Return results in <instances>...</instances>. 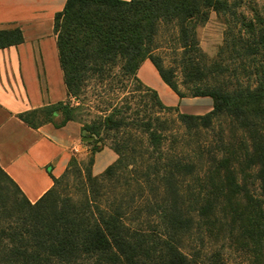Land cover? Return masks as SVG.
Wrapping results in <instances>:
<instances>
[{
	"label": "trees",
	"instance_id": "16d2710c",
	"mask_svg": "<svg viewBox=\"0 0 264 264\" xmlns=\"http://www.w3.org/2000/svg\"><path fill=\"white\" fill-rule=\"evenodd\" d=\"M211 12L226 30L208 58L197 29ZM230 14L223 0H66L53 32L67 100L18 118L31 128L77 122L92 148L87 166L72 157L34 203L0 167V264H198L183 248L196 229L228 232L248 240L254 259L264 256V20L235 31ZM22 40L18 28L0 31V48ZM146 59L179 99L208 97L212 109L192 115L164 105L137 77ZM220 115L246 134L242 152L221 136L198 142ZM104 146L116 159L93 175ZM69 175L78 197L58 190ZM244 212H259L260 229L234 226Z\"/></svg>",
	"mask_w": 264,
	"mask_h": 264
},
{
	"label": "crops",
	"instance_id": "0c3cea01",
	"mask_svg": "<svg viewBox=\"0 0 264 264\" xmlns=\"http://www.w3.org/2000/svg\"><path fill=\"white\" fill-rule=\"evenodd\" d=\"M65 3L0 0V31L18 28L23 38L17 45L0 48V167L31 203L52 187V177H60L72 157L82 156L89 148L77 122L59 128L52 124L31 128L18 118L21 112L67 100L53 32L54 15ZM137 77L154 90L156 82L165 93H171L175 99L166 103L157 91L166 106L187 108L186 100L202 106L210 103L206 97L179 99L168 86L160 84L162 80L148 59L138 68ZM102 154L108 159L106 167L116 159V154L104 146L94 154L93 175L99 174L96 165Z\"/></svg>",
	"mask_w": 264,
	"mask_h": 264
},
{
	"label": "rangeland",
	"instance_id": "374dc122",
	"mask_svg": "<svg viewBox=\"0 0 264 264\" xmlns=\"http://www.w3.org/2000/svg\"><path fill=\"white\" fill-rule=\"evenodd\" d=\"M230 4V9L233 12L232 15L230 14L229 19L232 21H237L235 24L237 25L235 31L238 29L244 30L243 23L250 22L251 20L255 21L257 20V17H261L264 20V0H223ZM242 23V24H241ZM226 30V26L223 22V18L217 16L215 12H211L209 14L208 21L203 25L200 26L197 29L198 32V39H199V45L203 52L207 55L208 58H213L217 54V51L219 47L223 44L224 39V32ZM243 37H247L246 33L243 35ZM259 57V56H258ZM260 59V57L258 58ZM258 62V60H257ZM169 63V57L166 58V64ZM227 64L230 66V68H235L234 61H229ZM248 69L255 68V65H249L247 63ZM244 80V79H242ZM153 81V80H151ZM156 85L155 91L159 92L161 94L163 100L167 102H172L175 98L171 93H165L163 90V87L159 86L156 82H154ZM161 85L165 86L167 85L161 81ZM170 90V89H169ZM91 92V90H89ZM170 92V91H169ZM204 100H208L210 103L208 105L203 104L199 105L193 102L196 101H190L186 100L185 102L188 104L187 108L179 109L181 113L186 114H192V115H203L209 112L212 109V101L210 98L206 97ZM203 107L201 109H197L193 107ZM92 112H95L92 110ZM164 117L173 119L174 122V130L175 134L179 137L183 136L184 128L176 121V116L174 113H165ZM55 123L60 122V118L54 119ZM214 128L209 132L202 133L199 137L198 142H214L216 139H218L220 136L223 138L225 143H229L232 148V150H238L239 152H242L243 144L242 142L245 141V135L243 131L240 128L236 127V124L232 123L228 117L225 115H220L214 120ZM82 128V127H81ZM87 135V132L85 134ZM83 138V135H82ZM189 138L186 136H183V140L187 142ZM193 140V139H192ZM193 143L190 142L188 144L182 145L181 149L184 150V152H187L188 148ZM196 144V139L194 141V145ZM89 148L87 149V152L82 153V156L77 154L75 157L78 162L81 163V166L85 167L87 166V159L90 154V150L92 148V145H88ZM103 153V152H101ZM105 154H102L99 157V160L97 161L96 165V172L100 173L103 171V169L106 167L108 163L107 157L103 156ZM234 166H237V163H234ZM243 168L246 167V163L243 164ZM199 170L202 168L201 166H198ZM202 172V171H201ZM250 174V172H246V175ZM250 181H247L248 184H250ZM78 179L74 178L73 176L69 175L64 181H62L61 185L58 187V190L60 194L67 195L72 194L74 197L79 196V187H78ZM242 216L240 218L239 223L234 222V226L241 227L242 229H245L246 232H256L259 227V219L256 217V215L259 214V212H244L241 213ZM251 216L254 217L252 219V222L249 221L248 217ZM255 226L251 228V224H254ZM227 230V228H225ZM248 240H242V239H231L229 237L228 232L222 233V230L218 232V230H214L213 235L209 234L205 231L203 233L202 231L199 232L198 229L193 230L190 234H188L183 239V248L184 251L193 254L195 262L198 264H264V256L262 258H253V254H251L245 246H242V244H246Z\"/></svg>",
	"mask_w": 264,
	"mask_h": 264
},
{
	"label": "water",
	"instance_id": "95a60500",
	"mask_svg": "<svg viewBox=\"0 0 264 264\" xmlns=\"http://www.w3.org/2000/svg\"><path fill=\"white\" fill-rule=\"evenodd\" d=\"M85 134H86V130H82V135H83V141L84 142H88V141H92L93 140V137H91V136H85Z\"/></svg>",
	"mask_w": 264,
	"mask_h": 264
}]
</instances>
